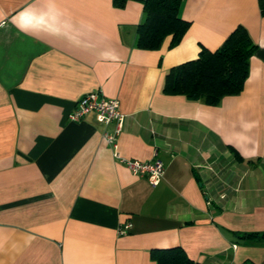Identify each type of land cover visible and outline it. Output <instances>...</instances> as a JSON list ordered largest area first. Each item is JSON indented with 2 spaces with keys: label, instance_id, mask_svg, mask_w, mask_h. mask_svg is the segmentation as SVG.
Instances as JSON below:
<instances>
[{
  "label": "crops",
  "instance_id": "1",
  "mask_svg": "<svg viewBox=\"0 0 264 264\" xmlns=\"http://www.w3.org/2000/svg\"><path fill=\"white\" fill-rule=\"evenodd\" d=\"M260 0H182V41L137 47L142 1L0 0V264H155L180 247L196 264H264V13ZM243 27L255 45L242 92L217 106L163 93L167 73ZM115 124L69 121L90 93ZM130 224L125 235L118 229Z\"/></svg>",
  "mask_w": 264,
  "mask_h": 264
},
{
  "label": "trees",
  "instance_id": "2",
  "mask_svg": "<svg viewBox=\"0 0 264 264\" xmlns=\"http://www.w3.org/2000/svg\"><path fill=\"white\" fill-rule=\"evenodd\" d=\"M128 1L133 0H112L117 8ZM135 1H142L144 13L136 33L139 49L159 50L167 37L171 38V48L182 41L189 28V23L179 17L182 0ZM259 7L264 13V0H260ZM254 52L255 45L247 31L237 27L217 50L202 49L196 60L171 69L165 76L163 93L217 106L224 97L242 92ZM151 259L155 264H196L180 247L153 250Z\"/></svg>",
  "mask_w": 264,
  "mask_h": 264
},
{
  "label": "built area",
  "instance_id": "3",
  "mask_svg": "<svg viewBox=\"0 0 264 264\" xmlns=\"http://www.w3.org/2000/svg\"><path fill=\"white\" fill-rule=\"evenodd\" d=\"M94 115L96 121L101 125L115 124L113 134L105 133L104 140L113 150V157L123 164L134 176L146 178L148 184L155 188L163 180L165 171L163 163L159 159L150 162L122 159L117 152V139L123 129L124 115L120 112L117 100L106 99L100 93H90L80 99L75 109L69 115V121L80 122L86 116ZM131 228L125 224L118 229L119 235H125Z\"/></svg>",
  "mask_w": 264,
  "mask_h": 264
}]
</instances>
